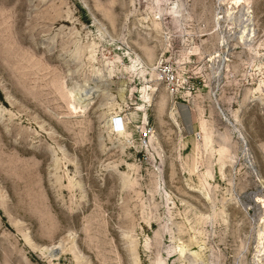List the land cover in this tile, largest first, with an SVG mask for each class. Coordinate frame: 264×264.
<instances>
[{
	"label": "rangeland",
	"instance_id": "1",
	"mask_svg": "<svg viewBox=\"0 0 264 264\" xmlns=\"http://www.w3.org/2000/svg\"><path fill=\"white\" fill-rule=\"evenodd\" d=\"M0 264H264V0H0Z\"/></svg>",
	"mask_w": 264,
	"mask_h": 264
},
{
	"label": "bare ground",
	"instance_id": "2",
	"mask_svg": "<svg viewBox=\"0 0 264 264\" xmlns=\"http://www.w3.org/2000/svg\"><path fill=\"white\" fill-rule=\"evenodd\" d=\"M111 125H115V128L118 129L119 133L124 132V127L121 126V123L118 121L117 118H111Z\"/></svg>",
	"mask_w": 264,
	"mask_h": 264
},
{
	"label": "water",
	"instance_id": "3",
	"mask_svg": "<svg viewBox=\"0 0 264 264\" xmlns=\"http://www.w3.org/2000/svg\"><path fill=\"white\" fill-rule=\"evenodd\" d=\"M55 250H56V248H55Z\"/></svg>",
	"mask_w": 264,
	"mask_h": 264
}]
</instances>
